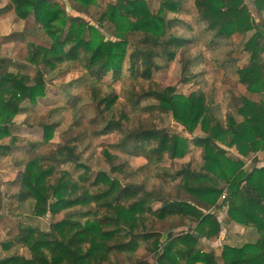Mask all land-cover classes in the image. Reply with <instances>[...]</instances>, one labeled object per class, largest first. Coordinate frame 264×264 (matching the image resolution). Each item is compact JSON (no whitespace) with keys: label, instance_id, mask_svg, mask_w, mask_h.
Listing matches in <instances>:
<instances>
[{"label":"trees","instance_id":"obj_1","mask_svg":"<svg viewBox=\"0 0 264 264\" xmlns=\"http://www.w3.org/2000/svg\"><path fill=\"white\" fill-rule=\"evenodd\" d=\"M148 1L108 2L95 26L82 17L94 0H66L71 12L63 0H9L0 8V18L11 12L20 20L31 17L32 32L42 31L47 44H27L22 64L0 58V167L18 154L16 166L24 169L18 192L8 198L20 214L26 204L33 219L64 213L45 230L17 225L16 234L0 242L6 253L0 264H117L111 255L126 258L139 248L150 261L135 264H264V165L257 167L253 158L252 168L244 170V159L264 153V100L234 89L241 85L250 96H264V0L253 1L259 18L244 0H192V22L183 16L188 0H157L154 9ZM7 38L25 41L23 33ZM203 53L223 71L221 84L232 85L225 91L222 117L214 85L209 93L196 89L185 95L153 78L179 59L178 82L186 85L200 76L191 69L203 62ZM243 57L247 62L240 63ZM28 66L35 69L32 76ZM73 70L80 76L60 88L63 105L35 123L42 141L15 134L14 118L24 115L26 122L39 100L53 105L47 86ZM107 75L120 82L119 94L103 86ZM85 100L93 117L77 113L61 143L47 154L39 152L62 125L52 114L78 112ZM167 115L180 134L162 126ZM197 129L201 135L193 136ZM112 135L109 150L143 164L128 171L127 163L116 165L117 156L104 150L108 173L98 171L91 179L79 141ZM190 146L199 150V164L191 160L175 169ZM67 164L81 173L74 178L59 169ZM135 173L143 183L121 181ZM225 190L226 223L255 238L224 243L216 258L214 249L194 235L218 240L216 212ZM18 248H26L30 258L9 254Z\"/></svg>","mask_w":264,"mask_h":264},{"label":"rangeland","instance_id":"obj_2","mask_svg":"<svg viewBox=\"0 0 264 264\" xmlns=\"http://www.w3.org/2000/svg\"><path fill=\"white\" fill-rule=\"evenodd\" d=\"M9 1V0H8ZM8 1L0 0V5L2 6L4 3L8 4ZM95 5L89 7L88 12L84 14L82 17L89 22L91 25H96V20L99 17V14L104 10L106 3L114 2L115 0H94ZM245 5L248 8V11L251 15L255 18H259L261 16H256L255 8L253 5L254 0H244ZM67 12H71L69 5L67 4L66 0H63ZM149 6L151 9L156 7L157 0H149ZM184 7V18H187L188 21H193L194 19V8L192 4V0H188L183 4ZM262 16H264L262 14ZM34 27V22L31 17L27 20H20L16 17V15L11 12L3 17L0 18V58L2 59H11L17 63H24L27 57V44L33 43L39 46H45L46 38L42 31L32 32ZM23 33L25 36L24 42L13 43L8 40V36L12 34H21ZM104 35H107L102 31ZM236 41V40H235ZM236 43H238L236 41ZM208 53H203V62H199L198 65L191 69V74H200L196 79H188L190 81L186 85L180 84L178 81L180 79V64L179 59L175 60L173 63L170 64V67L162 72L153 73L154 80L160 84L162 87L168 86H176L177 89L183 93L188 94L196 89H202L204 92H208L211 90L212 85L216 88V100L215 105L218 108L219 114L222 117L227 110L226 105L223 103V98L227 96L225 91L232 86L231 84H221L223 71L217 69L212 62L209 61ZM247 62L246 58L243 57L240 60V63ZM27 72L29 75H33L35 69L31 66L27 67ZM80 76V72L77 70H73L68 76L64 78L53 79V82L47 86V97L53 101V105L49 102H44L43 100H39L37 105L34 108V113L29 117L28 120H25L24 115H17L13 122L15 127H17V131L14 133L17 134L19 137H23L30 142H41L42 141V131L39 130L38 127L35 126V123L42 122L45 120V115L51 111L52 109L63 105L64 100L62 96H60V88L63 87L66 83L70 82L73 79H76ZM235 79V77H233ZM197 83V84H195ZM104 87L110 86L112 91L115 94L120 93V82L114 81L111 82V76L107 75L106 78L103 79L102 82ZM235 93H243L246 97L251 98L253 100L259 101L264 100V96H250L245 92V89L241 85H237L234 87ZM76 92V91H74ZM78 92V91H77ZM121 101V100H120ZM90 106L87 104V101H82L79 111H70L66 110L62 112L60 115L52 114V120H62V125L59 128H56L53 133V137L50 143L44 146L39 152L47 154L48 152L52 151L54 147H56L59 143H61L62 132L66 130V127L77 118L78 115H81L84 119H90L93 117L92 111L89 108ZM78 113V115H76ZM160 126V123H158ZM28 125V126H27ZM30 125V126H29ZM162 126L167 127L171 132L180 134V129L176 124H174L170 118V116H164V123ZM13 133V134H14ZM201 132L197 129L193 136H200ZM114 139V136L103 137L100 139H92L89 137L81 138L79 141L80 150H82V161L85 165H87L91 169L90 178L93 179L95 174L98 171H103L108 173V165L103 157V151L108 150L109 153L112 155L117 156V160L115 164L119 165L121 163H127L130 169L128 171H133L137 169L143 161L136 158H131L126 155L118 154L116 151L109 150L106 145L110 143ZM191 153L182 161H176L174 163V168L179 169L183 163L188 161H193L194 166L199 164V150L195 149L193 146H190ZM259 153L250 156L247 159H244V170L249 171L252 168L251 160L256 158L257 167L264 165V153ZM256 156V157H255ZM20 159L18 154L13 155L11 157H7L3 160L2 166L0 167V242L6 240L7 238L14 236L16 234V226L17 225H28V226H38L45 230L49 223L59 221L63 218L64 213H60L56 217L50 219L47 215L44 219L32 218L29 215L28 207L26 204L23 207L22 213L21 209L17 210L16 202L14 200L9 199L10 195H13L18 192V183L17 180L19 179L20 175L23 172L22 166H16L17 160ZM165 167H169V162L165 161ZM60 170H65L70 173L74 178L81 173V171L74 172L73 166L70 164L60 166ZM113 178V177H112ZM119 178V177H118ZM123 183H135L141 184L143 183V179L140 174H132L121 180ZM226 191V190H225ZM224 191V192H225ZM220 200V198H219ZM221 202V200H220ZM222 205V203L220 204ZM236 236H233L231 232H227L225 243L227 244H235L241 243L245 240V236H240L237 233ZM255 238V235H248L247 239ZM215 242V240H214ZM209 246V245H208ZM223 246V245H222ZM222 246H219V243L214 248V254L217 256L216 258L220 257V252ZM16 253L19 256L24 258H30V252L26 248H18L15 250H11L9 254ZM5 252H2L0 249V258L5 256ZM128 257L131 262L128 261ZM132 257V258H131ZM112 259H115L117 264H135L137 261H150L149 256L144 252L142 248H139L136 254L131 256L124 257L123 254L111 255ZM219 261V260H218Z\"/></svg>","mask_w":264,"mask_h":264},{"label":"crops","instance_id":"obj_3","mask_svg":"<svg viewBox=\"0 0 264 264\" xmlns=\"http://www.w3.org/2000/svg\"><path fill=\"white\" fill-rule=\"evenodd\" d=\"M5 1H8V0H5ZM5 6H6V3H4L2 6L0 5V8H3ZM258 155H260V153ZM226 210L227 209L224 208V209H220L216 212L217 220H218V222L221 223V233H220L218 240H215V242L214 241L209 242V241H206L205 239L201 238L200 236H198L196 234L194 236L196 238L200 239L203 243H206L207 245L212 247L213 249L216 248L215 246L218 243H219V246H222L227 241V239H226L227 232H231L233 234V236H236L235 235L236 233L238 235H240L241 237L246 235V237H245V240H246L248 233L244 231L243 227L238 226L234 223H226V221H225L227 219ZM221 251H222V248H221ZM214 252H215V250H214ZM215 257H217V256L215 255Z\"/></svg>","mask_w":264,"mask_h":264},{"label":"built area","instance_id":"obj_4","mask_svg":"<svg viewBox=\"0 0 264 264\" xmlns=\"http://www.w3.org/2000/svg\"><path fill=\"white\" fill-rule=\"evenodd\" d=\"M228 197H229L228 192L225 191V192L222 194V196L220 197L221 202H220V200H219V203H220V204L222 203L220 209H224V208L227 209Z\"/></svg>","mask_w":264,"mask_h":264}]
</instances>
